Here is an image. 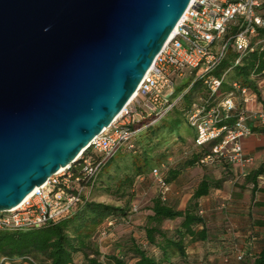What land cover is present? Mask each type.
Masks as SVG:
<instances>
[{"label": "water", "instance_id": "95a60500", "mask_svg": "<svg viewBox=\"0 0 264 264\" xmlns=\"http://www.w3.org/2000/svg\"><path fill=\"white\" fill-rule=\"evenodd\" d=\"M193 0H0V213L121 114Z\"/></svg>", "mask_w": 264, "mask_h": 264}, {"label": "built area", "instance_id": "2783aa9c", "mask_svg": "<svg viewBox=\"0 0 264 264\" xmlns=\"http://www.w3.org/2000/svg\"><path fill=\"white\" fill-rule=\"evenodd\" d=\"M261 30H264V0H194L177 26L176 35L142 81L138 95L90 145L88 150L93 149L101 160L93 166L91 158L85 157L88 150L84 151L76 163L38 187L19 208L0 213V231L40 228L70 214L85 193L73 166L85 163L87 174L94 177L118 153L135 148L137 135L146 128H135V124L151 118L150 125H153L163 119L199 80L209 96L194 101L188 122L197 133L196 147H210L201 164L225 161L239 167L245 175L256 158L246 153L244 140L256 135L255 128H264V108L258 91L241 82L232 83L228 92L220 94L226 76H217L215 72L232 52L238 55L237 66L243 57L264 49V39L259 37ZM187 69L196 73L195 80L177 96L171 85L175 77H184ZM253 78L259 90L264 88V73ZM146 106L148 114L143 111ZM152 177L161 199L166 202L170 185L161 169L155 168ZM138 212V206L133 204L128 217L106 220L99 230L100 246L114 238L118 226L131 225ZM243 257V253L237 254V260ZM19 261L34 264L29 258Z\"/></svg>", "mask_w": 264, "mask_h": 264}, {"label": "trees", "instance_id": "16d2710c", "mask_svg": "<svg viewBox=\"0 0 264 264\" xmlns=\"http://www.w3.org/2000/svg\"><path fill=\"white\" fill-rule=\"evenodd\" d=\"M259 37L264 39V30L260 31ZM237 57L236 53H230L215 72L217 76H226L220 94L228 92L232 83L241 82L256 89L261 96L253 76L264 73V49H258L243 57L241 64L236 66ZM195 74L193 72L190 84L194 82ZM178 78L175 77V81ZM198 85L200 88L195 90ZM208 96V91L199 80L163 119L153 125H150L151 118L135 124L133 126L135 128L146 126L137 135L135 148L118 153L101 166L94 177L87 174L85 163L81 162L73 166V172L80 178L79 185L85 190L82 200L76 204L70 214L56 222L29 230L0 231V264H15L20 259L26 258L32 259L34 264H76L75 255L80 252L87 259L85 264H165L174 257L185 255L187 237H191L192 242L207 240L206 227L203 230H197L199 225H205V220L200 213V200L216 190H222L226 183L213 178L208 173L202 175L197 185L194 186L193 196L185 211L169 206L159 194L153 200L152 214L147 216L142 234L133 239L125 254L108 258V262L101 260L99 230L109 218L128 217L132 206L126 208L98 202L91 200L90 195L97 186L110 189L118 185L116 193L126 197L129 195L128 189L133 188L136 179L144 180L149 177L154 182L152 172L155 168L161 169L163 177L170 185L179 182L180 176L189 167L208 166L201 164V160L210 153V147H196L197 133L193 131L194 128L188 122V112L194 101L201 97L207 99ZM143 111L146 114L149 113L146 108H143ZM254 131L264 134V128H255ZM173 147L183 151L184 161L178 166H173L168 162V151ZM85 157L91 158L93 166L101 160V156L93 149L88 150ZM129 158L130 161H128ZM216 163L224 169L232 167L225 161ZM105 176H108L111 181L105 180ZM262 177H264V165L247 176L248 182L253 184L254 199L259 190V179ZM75 185L77 186V183ZM259 205L264 206V203ZM180 218L182 222L174 232L164 228L165 222ZM256 224L264 227L263 220L257 221ZM223 243L229 248L226 253L229 257L233 247L236 248L237 244L234 239L230 238H225ZM154 249H158L161 256L158 257L153 252ZM253 264H264V246Z\"/></svg>", "mask_w": 264, "mask_h": 264}, {"label": "crops", "instance_id": "0c3cea01", "mask_svg": "<svg viewBox=\"0 0 264 264\" xmlns=\"http://www.w3.org/2000/svg\"><path fill=\"white\" fill-rule=\"evenodd\" d=\"M260 105L264 108V88L259 90ZM256 133V132H255ZM246 153L253 155L256 158L254 165H259V168L264 165V134L256 133L255 136L248 137L244 140ZM253 165V166H254ZM258 168V169H259ZM257 169V170H258ZM238 169H236L237 171ZM247 171V170H245ZM242 172V170H241ZM246 173V172H244ZM184 180V181H181ZM183 175L180 176L179 182L170 184V192L166 204L176 208L179 211H185L190 199L193 196L194 190L191 193L184 194V190L188 187ZM228 182L224 188H228ZM231 185V184H230ZM224 188L222 190H224ZM222 190H216L208 197L200 200L201 215L205 220V225H199L197 230H203L206 227L208 231V239L205 241L192 242L191 237L185 239V255L177 256L167 261L165 264H253L264 246V227L256 224L255 220L260 221V217L253 214L255 208L251 205L243 204L240 200H232L229 207L230 213L226 210L224 214L218 213L222 207L219 193H224ZM258 201V200H256ZM245 203V202H244ZM226 209V208H225ZM152 214V210L147 214ZM146 217L136 218L135 225L140 222V225H145ZM264 221V219H263ZM182 218L167 221L164 228L170 232H174L179 228ZM225 224V226H224ZM253 224V225H252ZM231 227H230V226ZM231 228L228 230L227 228ZM134 226L132 227V230ZM133 237H136L135 235ZM225 238L234 239L236 248L233 247L232 253L227 257L229 249L223 240ZM222 241V242H221ZM153 252L159 257L161 253L158 249ZM243 253L244 257L241 261L237 260V254ZM226 254V255H225ZM134 263V262H132ZM15 264H30L22 261H17Z\"/></svg>", "mask_w": 264, "mask_h": 264}, {"label": "rangeland", "instance_id": "374dc122", "mask_svg": "<svg viewBox=\"0 0 264 264\" xmlns=\"http://www.w3.org/2000/svg\"><path fill=\"white\" fill-rule=\"evenodd\" d=\"M200 73L201 71H199V74ZM191 77L192 71L190 69H187L184 77L178 78L175 82L172 83L171 86L176 90L177 96L182 94L189 87ZM199 88L200 86L198 85L195 87V90H198ZM187 100L189 101V98H187ZM193 131L196 133L195 129H193ZM168 154V162L173 166H178L184 161L183 151L178 150V148H171L168 151ZM128 161H130V158L128 159ZM258 168L259 165L257 164L254 166H250L249 168H247V171H245V175H242L241 169L239 167L229 166L227 167V169H224V167H222L218 163L203 167H189L187 170H185V173H183V177L189 180L186 182V185L188 187L184 190V194L191 193L192 189H194V186L197 185V183L201 179V176L205 173H208L213 178L229 183V185H227L229 187H226L224 188V190H222L224 191V193H219V198L221 199V204H219V207H221L222 204H225L226 206L222 207V209L219 210L218 213L220 212L221 214H224L225 210L230 213L231 208L228 204H230L232 200H240L243 202V204L253 206V208H255L253 214L263 220L264 206L259 204L264 203V177L259 179V190L256 192L255 199L253 198L252 193L253 184L249 183L247 180V176L253 171H256ZM236 169L238 170L236 171ZM104 179L107 181H111L108 176H105ZM117 188L118 185H114L110 189L97 186V188L92 191L90 199L98 202L113 204L116 206H125L126 208H131L133 204H136L139 208V212L134 217L133 223L131 225L118 226V228L114 232V238L100 246L102 255L101 260L103 262H108V258L119 254L122 255L127 252L128 248L131 246L133 239L139 237L142 234V230L145 226L140 225V222L135 225L136 218L148 216L147 214L151 210L153 200L159 195L157 186L151 179H149V177L145 178L144 180L136 179L133 188L128 189L129 195H127L126 197L116 193ZM257 221L258 220H255V222ZM133 226L134 229L132 230ZM230 227L227 229L230 230ZM134 235L136 237H133ZM75 261L76 264H85V261H87V259L85 255L80 252L75 255Z\"/></svg>", "mask_w": 264, "mask_h": 264}, {"label": "bare ground", "instance_id": "6f19581e", "mask_svg": "<svg viewBox=\"0 0 264 264\" xmlns=\"http://www.w3.org/2000/svg\"><path fill=\"white\" fill-rule=\"evenodd\" d=\"M193 2H194V0L191 2V5L193 4ZM176 31H177V27H176V29L174 30V32L172 33V35H171L170 39L168 40L167 44H169L170 41L174 38V36L176 35ZM167 44H166V45H167ZM137 95H138V92L134 95V97L131 99V101H132ZM82 153H83V152H82ZM82 153H81L80 155H82ZM79 157H80V156H79ZM64 169H65V168H62V169L60 170V172L63 171ZM36 190H37V188L35 189L34 192H36ZM34 192L31 193V194L25 199L24 202H26L29 198H31L32 195L34 194ZM17 208H19V207H17Z\"/></svg>", "mask_w": 264, "mask_h": 264}]
</instances>
